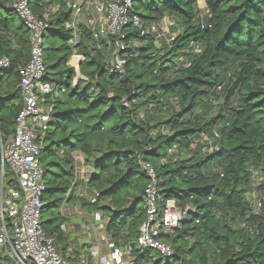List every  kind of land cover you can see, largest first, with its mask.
<instances>
[{"label": "trees", "instance_id": "trees-1", "mask_svg": "<svg viewBox=\"0 0 264 264\" xmlns=\"http://www.w3.org/2000/svg\"><path fill=\"white\" fill-rule=\"evenodd\" d=\"M14 1L0 0V58H10L0 69L4 142L23 107L18 65L32 47ZM28 3L49 23L43 80L53 91L36 141L46 182L42 225L58 248L65 253L70 244L67 220L46 216L75 196L79 150L91 164L87 185L109 217L106 229L131 249L133 264H264V181L254 186L255 172L264 174V0H205L204 10L199 0H134L146 22L173 20L174 36L157 45L153 34L124 28L122 73L112 71L107 40L97 46L83 24L75 40L73 0ZM141 161L155 172L160 218L170 200L184 212L173 232L159 236L175 250L166 260L138 242L152 183ZM254 187L263 194L259 213L247 197ZM130 189L138 191L133 199L125 197Z\"/></svg>", "mask_w": 264, "mask_h": 264}, {"label": "built area", "instance_id": "built-area-1", "mask_svg": "<svg viewBox=\"0 0 264 264\" xmlns=\"http://www.w3.org/2000/svg\"><path fill=\"white\" fill-rule=\"evenodd\" d=\"M84 5L94 6L96 17L86 26L92 31L94 39H105L110 48H116L111 60L112 71L115 73H122L127 62L122 54L126 45L120 39L124 37V28L127 26L137 29L142 36L153 34L156 43L161 38L171 41L168 37L171 19L165 16L160 21L146 22L135 13L134 0L73 2L71 4L73 19L70 26L74 29L75 40L80 34L77 20ZM12 7L30 29L32 47L30 60L18 65L23 107L16 119L15 132L7 142L3 141L0 132V264H123L124 262L116 259V256L121 254H117L115 244L110 242L107 234L95 241L96 246L88 247L86 253L76 250L72 242L63 253L55 244L54 238L44 231L41 216L42 194L46 189V182L40 160L42 147L36 138L39 129L50 116V109H46L44 104L45 94L53 91V85L43 80L46 74L43 34L49 23L32 12L28 0H15ZM199 7L201 10L205 9L200 0ZM113 39L116 41L113 42ZM9 64L8 56L0 58V69ZM73 155L77 163V158L74 153ZM141 164L152 178L146 193L151 191L152 184L155 187L147 198L148 216L140 227L138 242L140 246L156 248L166 257H172L175 254L173 246L162 241L159 236L164 231L178 227L184 212L175 207V202L170 200L166 204L164 217L160 218L158 206L155 204L157 196L155 172L150 165L142 161ZM90 169L91 167L86 169L82 181H79L76 171L75 186L87 184ZM255 185L257 182H254ZM247 197L254 212L259 213L263 199L257 189L254 187ZM68 207L67 199L60 207L61 215L66 218ZM64 227L67 230L65 225ZM103 243L110 247L109 253L102 251ZM125 247L124 250L129 253L130 248Z\"/></svg>", "mask_w": 264, "mask_h": 264}, {"label": "rangeland", "instance_id": "rangeland-1", "mask_svg": "<svg viewBox=\"0 0 264 264\" xmlns=\"http://www.w3.org/2000/svg\"><path fill=\"white\" fill-rule=\"evenodd\" d=\"M83 0H73V2H82ZM96 17V13L94 10L93 5H84L83 10L80 13L78 20H77V25L83 24L87 26L89 24L90 20L94 19ZM170 23H174L173 20H170ZM134 29V28H133ZM169 35L172 37L174 36L173 32H170ZM48 42V37H45V44ZM139 41H135L134 45H139ZM157 45L160 44V41H157ZM97 46H102L101 40H98L96 42ZM113 49L109 53V62L111 64V60L113 57L114 52L116 51L115 47H112ZM81 59L80 55H74L70 61V64L74 66L76 69V73L78 77H81V72H80V64H81ZM62 95V94H61ZM76 158H77V163H76V171L78 174V179L79 181H82V176L85 175L86 169L91 167V164L86 161L85 155L77 150L74 152ZM255 180L257 184L260 186V184L264 181V174L262 172H255ZM78 185H80L78 183ZM155 185H151V191L146 194H144V198H148L154 189ZM259 192V191H257ZM260 193V192H259ZM75 196L68 199L69 207L67 210L68 217L65 219L67 220L65 222V226L67 227V232H68V242H72V245H74L75 249L78 250L79 252L86 253L88 252V247H93L96 246V240L100 238L102 235L107 234L108 238H110V242L115 244V251L117 254L116 259L119 262H124L123 264H133V258L130 254V252H126L124 250L125 244L124 243H117L111 236V234L108 232L106 229L107 222L109 221V217L102 211V209L97 208V205H95L94 201L92 199L96 198V192L91 189V187H88L86 183H84L82 186H78L74 190ZM138 194V191L135 189H130L126 194V198L133 199L134 196ZM262 194V193H260ZM143 195V194H142ZM263 195V194H262ZM92 198V199H90ZM72 200V201H71ZM175 202V201H171ZM99 206V205H98ZM175 207H178L176 202H175ZM61 208H58L55 212L54 215H48L46 216L47 218H52V217H57L58 219L56 220L55 224L59 223L61 221L60 214H61ZM244 224L242 223V226ZM173 230H167L164 231V233H171ZM91 235V236H90ZM160 239L168 244L169 241H167L164 238ZM102 251L105 253H109L111 251L110 247L107 245V243L102 244ZM113 251V252H115ZM128 251H131L129 249ZM115 252V253H116ZM166 260V256L163 255L162 253L159 254ZM174 264H179V261L176 260L174 261Z\"/></svg>", "mask_w": 264, "mask_h": 264}, {"label": "crops", "instance_id": "crops-1", "mask_svg": "<svg viewBox=\"0 0 264 264\" xmlns=\"http://www.w3.org/2000/svg\"><path fill=\"white\" fill-rule=\"evenodd\" d=\"M91 0H89V2H90ZM201 1V4L203 5V6H205V1L204 0H200Z\"/></svg>", "mask_w": 264, "mask_h": 264}]
</instances>
